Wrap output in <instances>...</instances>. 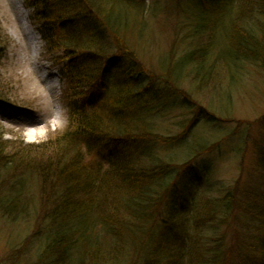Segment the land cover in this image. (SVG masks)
I'll return each mask as SVG.
<instances>
[{
	"label": "rangeland",
	"instance_id": "374dc122",
	"mask_svg": "<svg viewBox=\"0 0 264 264\" xmlns=\"http://www.w3.org/2000/svg\"><path fill=\"white\" fill-rule=\"evenodd\" d=\"M243 1V7L224 5L206 13L196 0H144L143 16L147 20L144 25L138 23L142 31L140 59L157 74L171 68L174 76L180 78L175 84L181 90L177 93L159 79L149 91L161 93L159 106L152 105L158 110L153 114H157L159 133L182 138L175 144L153 148L157 158L171 163L172 169L148 188L146 198L141 201L142 210L146 209L151 216L148 226L153 229V236L160 232L161 220L172 222L170 208L175 206L179 225L190 214L184 225L191 235L196 229L200 248L208 239L221 237L223 233L226 246L235 241L230 244L235 252L230 264L240 257L244 264H256L257 254L250 248L251 240L254 234L256 237L264 234L255 221L244 216L247 192L255 188L264 191V152L257 153L264 151V58L255 63L234 57L227 50L226 39L229 30L234 36L253 30L258 36L253 43L258 44L264 55V10L259 7L260 0ZM24 7L36 31L35 13L25 4ZM185 24L195 36L185 29ZM0 30L9 43L0 53V202L7 199L9 209L14 208L11 217L4 216L0 208V264H69L70 257L72 264H90L85 254L87 248L79 240L74 251L68 248L62 255L47 254L53 232L48 216L54 206L67 199V186L74 189L75 201H83L87 195L93 199L115 196L118 182L114 164L107 155L87 153L81 144V149L76 150L78 142L71 145L59 141L39 156L28 149L30 145H50L61 138L70 120L71 94L60 67L49 60L40 39V49L32 55L8 0H0ZM190 51L197 59L193 65L185 59L175 63V59ZM210 145L213 150L204 154ZM196 151L203 155L191 160ZM54 159L61 160L58 168L82 161L91 177L75 174L71 166L53 178L38 171L39 164L56 165ZM185 163L190 167L182 169ZM155 171L159 173L160 169ZM125 191L128 189H120L118 196ZM230 191L232 214L222 224L203 223L197 215L205 202L221 201L224 207ZM260 194L264 198V192ZM179 198H185L182 200L188 205L186 211L179 209ZM194 205L199 207L197 217L193 216ZM216 211L219 212L218 208ZM90 238L97 254L104 258H99L102 264L142 263L133 246L128 248L123 240L118 242L99 228L91 231ZM154 242V238L146 241V253H153ZM188 242L181 246L182 253ZM186 259L185 255L176 257L175 263L186 264Z\"/></svg>",
	"mask_w": 264,
	"mask_h": 264
},
{
	"label": "trees",
	"instance_id": "16d2710c",
	"mask_svg": "<svg viewBox=\"0 0 264 264\" xmlns=\"http://www.w3.org/2000/svg\"><path fill=\"white\" fill-rule=\"evenodd\" d=\"M196 1L206 13L216 11L224 5L228 8L231 5L239 8L245 4L243 0ZM24 2L33 10L34 17L38 20L37 31L43 42L45 54L55 66L60 67V73L67 80L71 94L69 103L67 102L70 120L61 138L50 145L45 143L30 145L28 149L39 156L59 141L71 145L78 142L76 150L81 144L87 153L92 152L98 157L107 155L114 164L113 170L118 182V185H115L117 187L115 196L110 199L103 197L93 199L91 195H87L83 201H75L72 199L74 189L66 187L67 199L54 206L48 216L53 232L47 254L51 252L62 255L68 248L74 251L75 242L79 240L81 246L87 248L85 254H88L89 263L98 264L99 260L104 258L97 254V247H94L89 236L92 230L99 228V231H104L108 237L118 242L123 240L122 243H127L128 248L133 246L132 250L139 253L138 256L142 260L140 264H176L175 258H181L183 255L187 258L186 264H230L229 260L235 254L230 244L235 241L226 246L224 233L221 237L208 239V243H204L200 248L196 243L198 237L196 229H193L191 235L184 225L190 214H184L185 218L179 225V219L175 215L176 207L171 203L169 219L172 222L161 220L163 228L153 236V229L148 226L151 216L147 214L146 209L142 210L141 201L146 198L144 194L148 188L172 169L171 163L157 158L153 152L154 146L172 145L182 138V135H161L156 128L157 114L153 112L158 110L152 105L159 106L161 93L149 91L155 82L161 79L177 93H181L175 84L180 78H176L169 67L167 71L161 70L158 74L151 71L138 55L141 45L139 41L142 38L138 23L144 25L147 20V17L143 16L144 0H24ZM260 4L259 7L264 10V0H260ZM184 27L189 29L187 24ZM231 31L229 30L230 34L226 35L229 42L227 50L230 49L234 57L255 63L264 58L258 44L253 43L258 40L253 30L242 31L245 35L238 33L236 36ZM188 32L195 36L191 29ZM184 35L190 36L188 33ZM188 39L186 38V41ZM8 44L7 38L0 30V53ZM181 57L183 58L175 59V63L185 59L188 64L193 65L197 61L191 51L182 54ZM160 67L161 65L157 68ZM151 97L154 99L150 102ZM208 147L205 148L204 154L213 150L212 145ZM258 151V154L264 152ZM201 155L203 153L196 151L191 160ZM53 161L57 162L54 166L39 164L38 171L46 172L53 178L57 174H63L65 169L71 166L75 174L79 176L84 174L88 179L91 177V171L82 161L60 168L58 164L61 160ZM189 167V163L182 165V169ZM158 168L160 171L156 173L155 170ZM49 181L52 182L51 179ZM83 182L85 185L88 184L87 180ZM123 188L128 191L119 197L118 192ZM261 192H264L261 188H255L251 193L247 192L244 216H247L248 221H255L264 232V198ZM182 199L185 198H179V209L186 211L188 205ZM224 200L226 202L224 207L221 206V201L220 204L205 202L198 215L199 207L194 205L193 216H198L203 223L222 224L233 211L231 191ZM0 208L4 210V216L11 217L14 214V208L9 209L7 199L0 202ZM217 208L219 212L216 211ZM253 237L250 248L257 254L256 264H264V234L262 237H256L254 234ZM150 238L155 239L152 254L146 253V241ZM187 240L189 242L182 253L181 246ZM81 248L79 247L80 250ZM81 251L84 253L83 248ZM143 257L146 259L143 260ZM69 260V264H72L73 259L70 257ZM243 262L240 257L235 259L234 264H244Z\"/></svg>",
	"mask_w": 264,
	"mask_h": 264
},
{
	"label": "bare ground",
	"instance_id": "6f19581e",
	"mask_svg": "<svg viewBox=\"0 0 264 264\" xmlns=\"http://www.w3.org/2000/svg\"><path fill=\"white\" fill-rule=\"evenodd\" d=\"M12 12L16 14V19L20 25V30H22L24 37L26 39L27 45L33 53H36L40 49L39 37L36 31L32 28L29 22L28 10L24 7L23 0H8Z\"/></svg>",
	"mask_w": 264,
	"mask_h": 264
}]
</instances>
